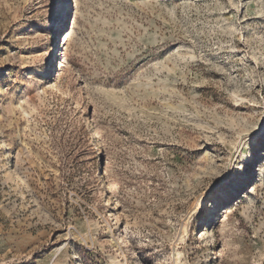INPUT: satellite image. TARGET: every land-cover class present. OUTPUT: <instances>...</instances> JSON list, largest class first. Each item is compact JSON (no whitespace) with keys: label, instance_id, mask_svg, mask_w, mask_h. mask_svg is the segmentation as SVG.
<instances>
[{"label":"rangeland","instance_id":"374dc122","mask_svg":"<svg viewBox=\"0 0 264 264\" xmlns=\"http://www.w3.org/2000/svg\"><path fill=\"white\" fill-rule=\"evenodd\" d=\"M0 264H264V0H0Z\"/></svg>","mask_w":264,"mask_h":264},{"label":"bare ground","instance_id":"6f19581e","mask_svg":"<svg viewBox=\"0 0 264 264\" xmlns=\"http://www.w3.org/2000/svg\"><path fill=\"white\" fill-rule=\"evenodd\" d=\"M69 6H70V3H66L65 5H63L62 9L60 10V15H61V17L64 16V11H65L64 9H65V8H68ZM64 36H65V35H63V36L61 37V43H62V41H63V37H64ZM61 43H60L59 45H61ZM67 43H68V37H66L65 47H66ZM102 175L105 176V171L102 172ZM98 176H99V175H98ZM102 180H103L102 183H104L105 186H101L100 181H99L98 183L100 184V190L103 191V192H102V198L105 199L106 197L109 196V195L107 194V190H108V182H107L106 177H104Z\"/></svg>","mask_w":264,"mask_h":264}]
</instances>
